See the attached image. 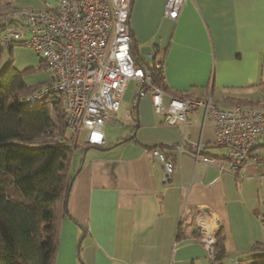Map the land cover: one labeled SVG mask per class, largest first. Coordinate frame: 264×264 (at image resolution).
Masks as SVG:
<instances>
[{
    "label": "crops",
    "instance_id": "1",
    "mask_svg": "<svg viewBox=\"0 0 264 264\" xmlns=\"http://www.w3.org/2000/svg\"><path fill=\"white\" fill-rule=\"evenodd\" d=\"M12 2L44 7L42 0ZM163 9L164 0H131L129 25L137 56L149 62L146 53H162L156 58L166 92L209 96L225 108H264V0H184L175 20ZM134 81L143 91L137 106L138 92L120 113L121 100L116 114L118 121L129 111L130 123L104 125L100 146L83 148L75 136L82 157L70 156L74 177L67 214L58 219L55 264H240L264 252V135H255L256 160L237 174L205 166L173 147L189 140L202 154H226L204 109L193 108L185 126L168 124ZM156 146L174 164L166 181L149 152ZM201 218L221 239L218 260H209L197 240Z\"/></svg>",
    "mask_w": 264,
    "mask_h": 264
},
{
    "label": "built area",
    "instance_id": "2",
    "mask_svg": "<svg viewBox=\"0 0 264 264\" xmlns=\"http://www.w3.org/2000/svg\"><path fill=\"white\" fill-rule=\"evenodd\" d=\"M184 0H164V15L175 20ZM131 0H54L44 8L15 7L5 18L1 32L4 47L14 44L31 46L43 60L49 77L31 92L28 100H40L49 95L62 97L65 126L76 136L87 132L86 142L103 145V126L116 123L126 85L129 80L151 94L155 112L163 115L168 124H186L187 114L196 107L204 109V117L214 128V143L227 147L223 157L201 153L197 142H181L173 147L179 152L190 151L203 165H214L238 173L246 163L258 157L255 135H264V108L220 107L209 96L175 95L153 80L148 65L135 62L131 54L133 38L129 25ZM153 52L146 53L149 63L158 71L164 85L163 60L152 61ZM163 95L168 102H163ZM126 117L131 119L128 111ZM190 149V150H188ZM150 154L163 166V180L173 171V161L160 147H151ZM201 218L197 240L206 257L215 261L216 235Z\"/></svg>",
    "mask_w": 264,
    "mask_h": 264
},
{
    "label": "trees",
    "instance_id": "3",
    "mask_svg": "<svg viewBox=\"0 0 264 264\" xmlns=\"http://www.w3.org/2000/svg\"><path fill=\"white\" fill-rule=\"evenodd\" d=\"M14 8L12 0H0L4 18L0 36L6 22L12 21L7 16ZM132 45L135 62L148 65L154 82L166 89L158 71L137 56ZM3 48L0 38V55ZM161 55L155 52L152 61ZM40 86L28 85L23 71L11 63L0 71V264H55L58 219L67 211L69 162L78 144L66 132L60 95L27 99ZM214 250L218 260L221 239L216 238ZM240 264H264V252L243 258Z\"/></svg>",
    "mask_w": 264,
    "mask_h": 264
},
{
    "label": "rangeland",
    "instance_id": "4",
    "mask_svg": "<svg viewBox=\"0 0 264 264\" xmlns=\"http://www.w3.org/2000/svg\"><path fill=\"white\" fill-rule=\"evenodd\" d=\"M51 0H42L43 3L49 2ZM32 5V6H31ZM25 5L27 7H35V5ZM23 5H20V7ZM44 8V7H43ZM38 9V8H36ZM42 9V8H40ZM4 23V18H0V24ZM41 56L38 54L31 46L25 44H14L11 49L4 47L1 51L0 55V71L9 63H11L18 70L23 71V79L28 85H40L44 81H46L49 77V73L44 69L43 62H40ZM138 92V84L134 80H130L126 87L122 103L120 113L123 109L130 108L134 103V98ZM125 111V110H124ZM121 119V120H120ZM116 121L115 128L117 126H122V124L130 123V120L125 116ZM106 124H109L106 123ZM105 124V125H106ZM67 134H69L68 130H66ZM86 131L80 130V132L76 135V141L78 144H82L83 148L89 147L85 142ZM94 147V146H93ZM80 147H77L73 150L72 156L74 154V161H77L76 153L80 154L79 157H82ZM80 159V158H79ZM75 166V165H74Z\"/></svg>",
    "mask_w": 264,
    "mask_h": 264
},
{
    "label": "water",
    "instance_id": "5",
    "mask_svg": "<svg viewBox=\"0 0 264 264\" xmlns=\"http://www.w3.org/2000/svg\"><path fill=\"white\" fill-rule=\"evenodd\" d=\"M142 94H143V91L138 92V94H137V96H136V101H135V105H136V106H137L138 98H139ZM135 122H136L135 127H137V126H138V116H137V115H136V118H135ZM132 134H133V133H132ZM132 134H131L130 136H128L126 139L131 138V137H132ZM73 177H74V175L71 176V180L73 179ZM71 180H70V182H71Z\"/></svg>",
    "mask_w": 264,
    "mask_h": 264
}]
</instances>
